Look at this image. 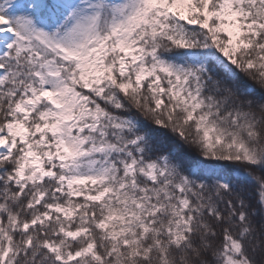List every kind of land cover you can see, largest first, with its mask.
I'll use <instances>...</instances> for the list:
<instances>
[{"label":"snow or ice","instance_id":"snow-or-ice-1","mask_svg":"<svg viewBox=\"0 0 264 264\" xmlns=\"http://www.w3.org/2000/svg\"><path fill=\"white\" fill-rule=\"evenodd\" d=\"M0 264H264V0H0Z\"/></svg>","mask_w":264,"mask_h":264}]
</instances>
